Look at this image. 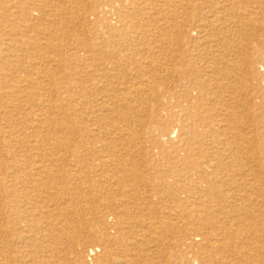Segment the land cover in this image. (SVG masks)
I'll list each match as a JSON object with an SVG mask.
<instances>
[{"label":"bare ground","instance_id":"1","mask_svg":"<svg viewBox=\"0 0 264 264\" xmlns=\"http://www.w3.org/2000/svg\"><path fill=\"white\" fill-rule=\"evenodd\" d=\"M256 26L264 0H0V264H264Z\"/></svg>","mask_w":264,"mask_h":264},{"label":"rangeland","instance_id":"2","mask_svg":"<svg viewBox=\"0 0 264 264\" xmlns=\"http://www.w3.org/2000/svg\"><path fill=\"white\" fill-rule=\"evenodd\" d=\"M252 31L255 34V36H253V38L251 39L253 43L256 44L260 39L264 38V26L262 28H258V27L255 29L252 28Z\"/></svg>","mask_w":264,"mask_h":264}]
</instances>
